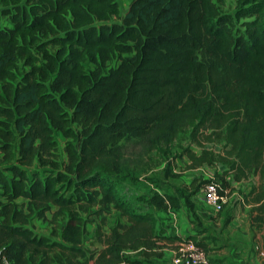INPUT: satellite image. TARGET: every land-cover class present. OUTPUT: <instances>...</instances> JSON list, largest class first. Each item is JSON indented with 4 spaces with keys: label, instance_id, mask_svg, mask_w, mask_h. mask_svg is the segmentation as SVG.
Wrapping results in <instances>:
<instances>
[{
    "label": "trees",
    "instance_id": "1",
    "mask_svg": "<svg viewBox=\"0 0 264 264\" xmlns=\"http://www.w3.org/2000/svg\"><path fill=\"white\" fill-rule=\"evenodd\" d=\"M223 1L130 0L121 14L116 0H0L10 22L0 23V264H152L161 240H179L159 234L148 210L175 211L177 195L130 197L116 186L125 166L131 178L123 138L148 153L190 128L197 145L223 147L185 149L188 168L219 162L236 181L264 176V0H236L233 13ZM54 131L66 138L65 163ZM263 195L264 185L252 200ZM52 205L63 219L57 239L29 227ZM93 206L126 223L97 229L101 247L87 254L80 210ZM255 208L262 219L264 201ZM205 239L179 241L205 251Z\"/></svg>",
    "mask_w": 264,
    "mask_h": 264
},
{
    "label": "rangeland",
    "instance_id": "2",
    "mask_svg": "<svg viewBox=\"0 0 264 264\" xmlns=\"http://www.w3.org/2000/svg\"><path fill=\"white\" fill-rule=\"evenodd\" d=\"M116 1L118 3L120 13L123 14L130 0ZM235 4L236 0H224L222 3H218L221 11L228 13L234 12ZM115 19V17H112V20ZM0 23L3 26L10 25L7 17L2 15H0ZM117 63L118 58L114 55L107 63V67L115 66ZM92 67V64L86 65L87 70ZM190 131V128L185 129L169 146H159L155 150L148 153L143 152V145L138 142L137 138H123L119 141V143L123 146L122 150L125 165L126 157L128 159L127 161L130 163V167H128V174L131 178H126L125 166V172L114 179L116 186L119 187L121 191H124L125 193L127 192L130 197H148L151 193L155 192H167L177 195L180 199V206L183 208V211L181 212L192 215V225H190L188 229L182 230V232L179 230L178 234L167 233L166 235H176L180 237L179 240L185 239L187 236H194L197 239H203V237L205 239L209 236L208 239L203 240L206 243V255L211 262H218L222 264L221 262L224 261V258L220 257V251H228V247L231 246V244L225 242L228 241L232 234L224 233L222 235V232L218 230L219 225H215L214 223L223 217L228 218V221H230L232 218L229 216L230 210L235 208L240 209L241 213L244 214L243 217L240 214L238 218L236 217L240 223L243 224V221H251V224L256 226L249 229V232L252 230L254 236L256 234L264 236V229L263 233H261V229L258 228V223L264 221V214L262 215V219H258L257 209L250 208V206H248V199L251 201L252 198L247 199L240 194H232L233 192L236 194L238 191H249L251 186L257 188L259 191L260 187L264 185V176H261L260 173L256 171L251 173L247 179L236 181L232 178L230 173L224 172L226 167L219 162H214L212 164L204 163L196 167L188 168L190 161L184 152L185 149H190L196 154H200L202 149L217 153L221 151L223 147V140L220 139L207 141L200 138L201 145H197L190 137ZM54 138L57 143V159L60 162L65 163L67 160L66 152L64 150L66 138L59 131H54ZM135 162H137V164H135ZM194 180L197 181V190H194V187L190 186V182ZM203 180L217 181L220 183L223 193L226 196V202L223 209L220 211H212L213 209L208 207L202 201L201 188L203 183H201V181ZM224 181L226 182L225 186L222 185L224 184ZM230 195L231 201L229 199ZM188 200L192 203L193 210H190L186 205ZM17 201L20 202L21 199ZM242 204H245L246 206L243 207ZM55 209L56 206L52 205L51 209L46 212V217L44 219L36 218L34 216L31 217L29 227H31L38 235H45L50 237V239H57L58 231L61 228L60 225L63 223V219H61V216L56 219L52 217ZM96 209L97 206H93L90 209L91 213L89 212L88 214L80 210V213L83 216H86L89 220L86 224V233L84 234L80 244V247L85 249L87 254H89V252L93 249H99L101 247L96 238L97 229H99L100 233L104 234L109 232L110 228L114 226L117 221L126 223V218L121 216L115 209L109 208V210H105L102 213H95L94 211ZM194 209L199 210L200 213L203 212L204 216L199 217L194 214L196 213L193 212ZM148 210L153 213L155 217H160V220L163 218L160 216V213L163 210L154 207H151ZM208 221H210V223ZM238 223L239 222L234 223V225ZM157 228V232L159 234L166 233L164 229L159 226H157ZM239 231H241L240 226L234 227L232 230L233 234ZM238 234L241 235L240 233ZM179 240L174 242L161 240V247L158 248L152 256H150L148 261L152 264H173L175 255L179 252V249L183 245V243ZM128 253L131 258H142L139 251H129ZM262 256L264 257V255ZM92 262L93 261L91 260L88 263L92 264Z\"/></svg>",
    "mask_w": 264,
    "mask_h": 264
},
{
    "label": "crops",
    "instance_id": "3",
    "mask_svg": "<svg viewBox=\"0 0 264 264\" xmlns=\"http://www.w3.org/2000/svg\"><path fill=\"white\" fill-rule=\"evenodd\" d=\"M250 190V189H249ZM260 191V190H259ZM257 188H254L251 194H249V191H238V193L233 195L240 194L241 196L245 198H252L255 194L258 192ZM230 201H231V195H230ZM262 201H264V195L259 201H254L251 199V201L248 199V206L250 208H255L257 205H259ZM229 203V202H228ZM243 203V202H242ZM243 207L246 206L245 204H242ZM182 206H180L175 211H171L169 209L163 210L160 213V216L163 217L161 220L160 217H155L156 221V227L159 226L160 228L164 229L166 233H162L163 235L168 234H178L179 230L182 232V230H186L189 228L190 225H192L191 220L193 219L192 215H188V213H183ZM214 211V210H212ZM193 212H196L194 214L198 215L199 217L204 216L203 212L200 213L199 210L194 209ZM232 218L230 221H228V218H222L219 219V221H216L214 224L219 225V231L222 232V235L225 233L232 234L231 237L226 241L225 243H230L231 246L228 247V251H220V257L224 258V261L221 262L222 264H264V236H259L256 234L254 236L253 231L251 229L252 227L256 225H252L251 221H243V224L240 223V221L237 219L239 217V214L243 217L244 214L241 213L240 209H233L229 211ZM237 217V218H236ZM228 221V222H227ZM210 223V221H208ZM227 222V223H226ZM238 224L234 225V223ZM226 223V224H225ZM259 229L261 233H263L264 229V221L259 222ZM240 226L239 232H235L233 234L232 230L234 227ZM159 228V229H160ZM158 229V228H157ZM244 229V230H243ZM240 233L241 235H239ZM225 239V238H224ZM234 243V244H232Z\"/></svg>",
    "mask_w": 264,
    "mask_h": 264
},
{
    "label": "built area",
    "instance_id": "4",
    "mask_svg": "<svg viewBox=\"0 0 264 264\" xmlns=\"http://www.w3.org/2000/svg\"><path fill=\"white\" fill-rule=\"evenodd\" d=\"M202 201L214 211H220L226 202V196L221 193L220 183L217 181H209L202 185ZM183 245L173 259V264H220L211 262L206 252L196 246L193 242H182Z\"/></svg>",
    "mask_w": 264,
    "mask_h": 264
}]
</instances>
